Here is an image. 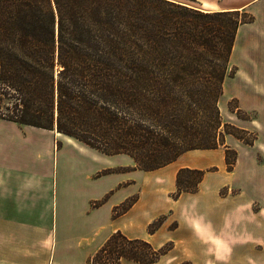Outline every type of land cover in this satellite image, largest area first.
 <instances>
[{
  "label": "trees",
  "instance_id": "trees-1",
  "mask_svg": "<svg viewBox=\"0 0 264 264\" xmlns=\"http://www.w3.org/2000/svg\"><path fill=\"white\" fill-rule=\"evenodd\" d=\"M251 21L244 9L202 11L173 0H0V118L128 155L144 171L215 149L235 34ZM230 151L225 145L227 170L236 160ZM203 174L179 168L171 196L196 192ZM149 226L153 233L159 224ZM171 247L116 230L87 264L154 263Z\"/></svg>",
  "mask_w": 264,
  "mask_h": 264
},
{
  "label": "crops",
  "instance_id": "crops-1",
  "mask_svg": "<svg viewBox=\"0 0 264 264\" xmlns=\"http://www.w3.org/2000/svg\"><path fill=\"white\" fill-rule=\"evenodd\" d=\"M189 1L190 4L180 3L202 11L244 9L253 16V21L240 24L235 34L230 54V61L235 66L233 73L235 79L241 74L240 67L234 62L240 53H243L242 60L246 61L248 57L246 52L254 48L259 59L264 61V0ZM244 83L248 84L246 76ZM262 84L264 85V78L259 83L257 81L256 85L262 87ZM239 104L245 109H256L255 105L249 102L248 93L239 98ZM256 106L264 110V104L258 103ZM64 146L90 154L92 160L101 159V156H94V149L55 130L17 124L0 118V264H87L89 256L109 237L111 231L100 234L104 232L105 223L109 224L111 211L108 210L105 214L104 210H101L95 214L99 207L95 211L91 208L84 218L77 221L62 222L58 236L56 228L53 231L49 223V218L56 213L66 214L75 209L89 207L93 194L92 182L90 186L87 182L89 176L81 178L83 175H79L76 170L67 169L62 163L60 155ZM218 149L189 150L164 167L179 161L177 167L171 168V178L175 179L178 168L204 167L195 163L193 159L202 158L210 162L209 158H213L215 153L213 151ZM216 155L223 161V151L222 155L220 151ZM220 164L217 163L219 169ZM205 180L206 174L196 192L183 193L177 200H172L170 205L172 211L169 214L177 220L175 228L169 230L167 238L173 239L174 248L180 246V259L194 262L214 259L213 252H206L205 246L219 245L222 249L228 241L234 245L230 254L236 253L238 233L228 235L226 231L223 232L225 223L215 222V219L211 218V213L214 209L213 202L217 204L234 202L233 206L237 211L242 194L221 195L217 190H212L211 192L215 193H211V204L205 200L203 194ZM125 197L126 195H123L111 206L121 202ZM204 203L209 204L207 208H203ZM236 211L232 213L236 214ZM181 216L182 220L179 219ZM146 217L148 216H142V211L134 203L119 215L112 231L119 230L129 238H141L142 234L130 233L128 230L142 229L152 218ZM95 218L102 221H97L99 224L93 231ZM217 224L221 227H217ZM89 228L92 235L94 233L99 236L97 240L94 236L83 235ZM234 228L238 232L237 224ZM250 229L251 227H246V237L249 236ZM75 232H79L80 235L72 239L70 235ZM178 234L182 236L179 238ZM190 242L200 246L204 251L199 252L198 247L192 249ZM160 261L151 264H161ZM121 264L141 263L124 260Z\"/></svg>",
  "mask_w": 264,
  "mask_h": 264
},
{
  "label": "rangeland",
  "instance_id": "rangeland-1",
  "mask_svg": "<svg viewBox=\"0 0 264 264\" xmlns=\"http://www.w3.org/2000/svg\"><path fill=\"white\" fill-rule=\"evenodd\" d=\"M176 1L185 4L191 3L189 0ZM246 55H248L246 61L241 58L243 53L236 56V60L234 58V62L240 67L241 73L237 79L233 77L235 66L229 58L226 78L222 83V93L217 101L223 123L220 138L222 144L217 147L218 150L213 151L215 153H213V158H209L210 162L202 160V158L193 159L195 163L204 166L197 169L204 171L203 177L206 174L203 193L206 201L211 203V193H215L211 192L212 190H217V193L221 195L242 194V201H240L237 211L233 206L235 205L234 202L231 201L222 204L211 203L215 209L211 213V218L215 219V222L223 221L225 223L223 224L225 228L221 230L226 231L228 235L238 233L239 239L235 254H230L231 249H234V245L228 241L222 249L219 245L205 246L206 252H213L214 259L196 260L195 262L189 259H180V246L174 248L173 239L167 238L169 230L175 228L177 220L169 214L172 211L170 208L171 202L177 200L181 194L186 193L181 192L176 199L171 196L173 192L177 191L175 179L171 178V168L177 167L179 161L168 167L163 166L160 169L144 171L137 168L132 158L125 154L104 155L94 150V156H101V159L94 158L92 160L90 154L78 150L74 151V149L65 146L62 148L60 155L62 163L67 169L76 170L79 175H83L81 178L89 176L90 179L87 182L89 186L92 182L93 194L90 198L89 207L81 210L75 209L66 214L56 213V215L54 214L49 218L53 231L56 228V235H59L62 222L77 221L84 218L91 208L95 211L97 207L99 208L95 211V214L101 212V210H104L105 214L108 210L111 211L109 224L108 222L105 223L104 232L100 235L105 234L107 231L112 233L116 231H112V229L116 226L119 215L123 213L122 209L126 211L136 203L137 208L142 211L143 217L152 218L142 229L130 228L128 231L142 234L141 238L146 239L156 249L167 244L172 246V250L169 249L170 251H167L166 255L163 254L156 262L161 260V264H264V110L256 106L258 103L264 104V85L262 84V87L256 85L257 81L259 83L264 78V61L259 59L254 48H251L250 52H246ZM245 76L248 84L244 83ZM246 93L249 95V102L255 105L256 109H245L240 106L239 98L246 95ZM232 98L235 100H231ZM235 104L246 115V119L240 118L236 114L233 109ZM246 140L252 143L247 144ZM225 145L231 149L228 154L229 161L233 159L231 152H236V160L231 170H227L224 162ZM219 151L221 155L223 151V161L221 157L219 160L216 155ZM217 163H221L220 169ZM123 195H126V197L121 202L111 206ZM208 205L204 203L203 208H207ZM113 209L121 213L113 216ZM234 211H236V214L232 213ZM148 217L146 218L148 219ZM179 219L182 220V216ZM97 221L102 220L95 218L93 231L99 224ZM149 224L150 228L159 224V227L153 232L154 235L147 231ZM236 224L238 225V232L234 228ZM219 226L217 224V227ZM247 226L251 227L248 230V237L245 236ZM91 231V228H89L83 235L94 236L97 240L99 236L94 233L92 235ZM79 235V232H75L70 237L75 239ZM181 236L180 234L177 235L179 238ZM189 244L194 250L198 247L199 252L204 251L200 246H196L191 242ZM124 260L135 262L130 259H123L121 262Z\"/></svg>",
  "mask_w": 264,
  "mask_h": 264
}]
</instances>
